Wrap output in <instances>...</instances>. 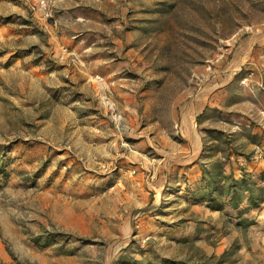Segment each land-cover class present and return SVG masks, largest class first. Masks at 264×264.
Instances as JSON below:
<instances>
[{
  "label": "rangeland",
  "instance_id": "374dc122",
  "mask_svg": "<svg viewBox=\"0 0 264 264\" xmlns=\"http://www.w3.org/2000/svg\"><path fill=\"white\" fill-rule=\"evenodd\" d=\"M3 150L0 264H264L182 185L264 173V0H0Z\"/></svg>",
  "mask_w": 264,
  "mask_h": 264
},
{
  "label": "trees",
  "instance_id": "16d2710c",
  "mask_svg": "<svg viewBox=\"0 0 264 264\" xmlns=\"http://www.w3.org/2000/svg\"><path fill=\"white\" fill-rule=\"evenodd\" d=\"M4 149L10 146H3ZM5 150L0 151V177L7 178L5 166L14 161V157H5ZM9 161V162H8ZM260 182L254 179L252 173L240 169V175L236 178L232 173L227 174L222 167L213 166L210 173L201 176L191 184L183 182L185 191V202L191 205L202 204L212 211H219L232 215L236 223L243 227H249L255 223L250 216L251 210L264 207V173L259 174ZM57 237V239H55ZM50 243L58 240H65L63 234H53L51 237L45 236L44 241ZM39 245L45 246L40 243ZM129 252V250H128ZM70 253V252H69ZM130 255V254H129ZM122 254L116 261L117 264H154L153 260L147 256H141L140 260ZM156 264H197L184 261H172L168 259H158Z\"/></svg>",
  "mask_w": 264,
  "mask_h": 264
}]
</instances>
